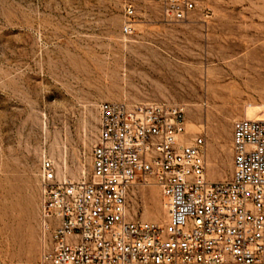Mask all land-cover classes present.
I'll list each match as a JSON object with an SVG mask.
<instances>
[{
  "label": "rangeland",
  "instance_id": "1",
  "mask_svg": "<svg viewBox=\"0 0 264 264\" xmlns=\"http://www.w3.org/2000/svg\"><path fill=\"white\" fill-rule=\"evenodd\" d=\"M125 1L0 0V264H40L41 160L59 178L89 179L100 104L185 106V140L215 150L209 182L232 176L234 122L264 118V0H199L182 24L133 0L130 38ZM128 202L134 218L167 220L153 185L133 187Z\"/></svg>",
  "mask_w": 264,
  "mask_h": 264
},
{
  "label": "built area",
  "instance_id": "2",
  "mask_svg": "<svg viewBox=\"0 0 264 264\" xmlns=\"http://www.w3.org/2000/svg\"><path fill=\"white\" fill-rule=\"evenodd\" d=\"M164 22H188L199 0H153ZM121 34L138 15L123 5ZM89 179L58 177L44 156L39 171L40 264H264V120L234 122L232 176L206 178L204 138L186 141V107L168 102H106ZM156 187L164 224L134 218L135 186Z\"/></svg>",
  "mask_w": 264,
  "mask_h": 264
},
{
  "label": "bare ground",
  "instance_id": "3",
  "mask_svg": "<svg viewBox=\"0 0 264 264\" xmlns=\"http://www.w3.org/2000/svg\"><path fill=\"white\" fill-rule=\"evenodd\" d=\"M249 110V109H248ZM254 111V109H252ZM250 112V111H249ZM252 112V111H251ZM246 118L248 119H255V120H264L263 116H259V115H255L254 113L253 114H250L249 116L246 115ZM56 150V149H55ZM79 170V169H78ZM81 171V170H80ZM82 173V172H81ZM84 173V172H83ZM77 174V173H76ZM79 174V173H78ZM77 174V175H78ZM75 175V174H74ZM72 175V176H74ZM76 178V177H75ZM161 216V215H160Z\"/></svg>",
  "mask_w": 264,
  "mask_h": 264
},
{
  "label": "crops",
  "instance_id": "4",
  "mask_svg": "<svg viewBox=\"0 0 264 264\" xmlns=\"http://www.w3.org/2000/svg\"><path fill=\"white\" fill-rule=\"evenodd\" d=\"M214 154H215L214 147L207 145V148H206V158H211V157L214 156Z\"/></svg>",
  "mask_w": 264,
  "mask_h": 264
}]
</instances>
